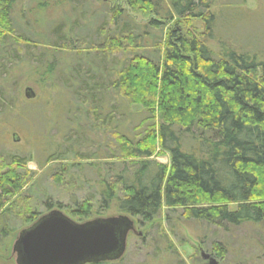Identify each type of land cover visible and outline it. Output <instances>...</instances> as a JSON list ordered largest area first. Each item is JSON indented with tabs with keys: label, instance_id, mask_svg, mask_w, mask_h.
<instances>
[{
	"label": "trees",
	"instance_id": "16d2710c",
	"mask_svg": "<svg viewBox=\"0 0 264 264\" xmlns=\"http://www.w3.org/2000/svg\"><path fill=\"white\" fill-rule=\"evenodd\" d=\"M125 1L152 19L141 26L117 9L95 27L97 18L83 13L38 35L39 45H33L17 32L11 15L15 0H0V119L30 126L31 148L45 159L44 166L86 162L50 172L56 187L77 192L91 187L81 174L94 168L89 161L103 157L100 149L116 160L104 165V177L88 170L101 193L74 194L72 207L47 201V211L66 210L74 222L85 223L104 217L117 203L121 214L143 228L165 206L185 222L227 233L264 225V33L251 32L249 22L246 38L236 40L243 46L216 55L207 44L219 36L216 0ZM230 17L232 24H243L236 14ZM167 23L173 27L167 29ZM33 69L37 84L54 98H42L40 108L29 110L15 94L19 75ZM51 105L61 107L57 118ZM133 106L144 111L133 113ZM49 123L55 132L50 139ZM159 152L169 154L170 166L152 160ZM31 160L28 152L0 153L4 201L27 185L24 167ZM32 191L24 201L27 213L16 215L14 206L7 210L25 227L39 219L30 208ZM230 249L229 243H214L212 253L223 261Z\"/></svg>",
	"mask_w": 264,
	"mask_h": 264
},
{
	"label": "rangeland",
	"instance_id": "374dc122",
	"mask_svg": "<svg viewBox=\"0 0 264 264\" xmlns=\"http://www.w3.org/2000/svg\"><path fill=\"white\" fill-rule=\"evenodd\" d=\"M166 1L170 2V0ZM166 8L168 7L166 6ZM117 9L124 12L125 17L141 26L146 25L152 19L151 16L147 17L142 12L138 13L130 9L125 0H76L75 2L70 0H15L11 15L18 34L26 35L31 39L33 45H39L37 44L39 42L38 35L47 34L50 28L62 25L61 22L67 19L81 18L84 13L85 18L91 21L93 17L97 18L94 25L96 27L104 22L106 12ZM214 10L220 17L219 36L217 40L208 41L207 44L216 55L221 54L225 49H240L243 45L237 41L246 38V26L249 22H252L253 25L251 32L264 33V0H216ZM235 14L238 19L243 21L242 25L232 24L231 19L233 17L230 16ZM194 25L200 32H204L202 23L195 22ZM166 26L167 29L172 28L173 24L167 23ZM39 47L42 48L43 46L40 45ZM38 54V50L34 51L36 57ZM38 76L34 69L28 74L23 72L19 75L21 83L19 91L15 95L19 98V105L22 108L38 109L43 102L41 101L42 98L48 101L54 98V95L48 96L43 90L44 88L37 84ZM27 89L33 91L34 99L28 100L26 97ZM60 109L61 107L49 106V112L54 118L59 116ZM131 111L140 114L144 109L133 106ZM30 125L32 126L33 123ZM53 125L55 124L53 123ZM51 127L52 124L49 123L48 129L50 130L47 133L49 139L55 133L52 132ZM0 129L3 130L0 131V136L6 134V140H2L4 144H1L0 141V153L5 152L19 156H24L27 152L32 154V160L24 167L29 174V180L23 191L12 196L8 201L2 199L0 192V264H16L13 247L20 232L28 227H25L26 223L24 224L20 218L10 216L7 210L14 206L12 211L16 215L27 213L28 207L26 208L24 201L30 188H33L32 198H34V203L32 201L30 208L39 218L51 212L47 211L45 206L47 201L54 205L61 204L63 207H72L74 194L84 198L87 195H93V193L97 195L101 193L102 188L97 185L95 175L93 176L90 171L104 177V171H101L105 170L104 165L116 160L106 158L105 150L100 149V154L103 157L99 160L89 161L88 163L94 165V168L85 169V172L81 174V181L89 180L91 187L96 183L95 188H83L84 191L81 192L74 189L66 190L62 187H56L54 180L49 177L50 172L69 163L85 164V161H58L44 166L42 161L45 159L39 158L36 150L31 148L30 137L32 138L33 132L27 123L14 118L13 120H6L3 116L0 119ZM29 130L32 132L31 135ZM17 139H20L19 142L15 141ZM56 141L59 140L56 139ZM42 146L45 150L49 148L47 145H38V149H42ZM152 160L170 166L169 154L159 152ZM14 168L16 167L14 166ZM55 210H59L75 220L67 214L66 210L54 208L52 211ZM122 215L124 214L118 211L117 203H114L104 217H94L92 220ZM133 221L136 232L128 236L125 255L122 260L108 264H210L211 261L217 264H264V225H249L241 229H233L232 232L227 233L203 223L185 222L178 212H171L165 206L151 225L142 228L138 220ZM214 243H225L226 245L229 243L231 251L226 260L222 261L212 253ZM203 255L210 256L211 260H205Z\"/></svg>",
	"mask_w": 264,
	"mask_h": 264
},
{
	"label": "water",
	"instance_id": "95a60500",
	"mask_svg": "<svg viewBox=\"0 0 264 264\" xmlns=\"http://www.w3.org/2000/svg\"><path fill=\"white\" fill-rule=\"evenodd\" d=\"M26 97L34 99L31 89ZM18 140V139H17ZM15 140V141H17ZM129 216L76 223L59 210L40 217L22 230L14 244L16 264H95L116 262L126 253L129 233L134 230ZM205 260L210 256L203 255ZM210 264H217L211 261Z\"/></svg>",
	"mask_w": 264,
	"mask_h": 264
},
{
	"label": "flooded vegetation",
	"instance_id": "af4514ba",
	"mask_svg": "<svg viewBox=\"0 0 264 264\" xmlns=\"http://www.w3.org/2000/svg\"><path fill=\"white\" fill-rule=\"evenodd\" d=\"M20 140V139H19ZM19 140H17V142H19ZM136 232V229H135V224H134V230L133 231H131L130 233H129V235L131 234V233H135Z\"/></svg>",
	"mask_w": 264,
	"mask_h": 264
}]
</instances>
